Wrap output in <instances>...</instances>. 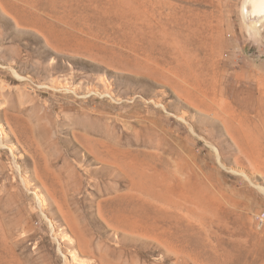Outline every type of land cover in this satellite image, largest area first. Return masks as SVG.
<instances>
[{
    "label": "rangeland",
    "instance_id": "rangeland-1",
    "mask_svg": "<svg viewBox=\"0 0 264 264\" xmlns=\"http://www.w3.org/2000/svg\"><path fill=\"white\" fill-rule=\"evenodd\" d=\"M246 3L0 0V264H264V18ZM110 154L152 167L118 181ZM132 182L169 201L126 199ZM125 207L127 235L98 216Z\"/></svg>",
    "mask_w": 264,
    "mask_h": 264
},
{
    "label": "bare ground",
    "instance_id": "bare-ground-1",
    "mask_svg": "<svg viewBox=\"0 0 264 264\" xmlns=\"http://www.w3.org/2000/svg\"><path fill=\"white\" fill-rule=\"evenodd\" d=\"M246 9H248V11H250V13L253 15V17L256 18V21L264 18V0H247ZM63 16L64 15L56 16V21H59V22H62L64 24L68 25L69 24V22H67L68 20L66 21V19L63 18ZM106 147L108 148V146H106ZM110 149L112 150L113 153H116L115 152L116 148L111 146ZM118 153H126V150L125 151L121 150V152H118ZM99 161L104 162V166L111 168V170L113 172L118 173L119 171H121L123 173V177L118 176V175L115 176V178L118 181L125 180L124 177H128L129 179H131L129 174H128L129 171L142 173L141 171H145L147 168L149 169L152 167V166H149V164L146 160H138V159L134 160L133 158L130 161L119 160V159H116L111 154L109 157L100 156ZM111 188L113 190H115V189H117V186H115V187L112 186ZM125 189H126L125 192L120 194L121 196H125L126 199H128V198L134 199L143 205H146V204L153 205L157 209H160L165 205L164 199L168 200L161 191H158L159 196H157V195H155V193H153L152 187L145 186V185L141 184V182H132V184H129V186H125ZM175 207L177 208V205H175ZM62 210H61V214L64 216V219L68 222V225H71L73 227L72 220L70 218L68 219L67 211H62ZM125 211L128 212V209L126 207L123 208L121 211L114 209L111 217L107 218L104 216V214L99 209L98 210V216L103 221V223L106 225V227H108L109 230H112V232L113 231H116V232L123 231L124 233L126 232V235H127V234H129L128 231L121 226V223H123L124 221H126L128 223V218L124 219V216L122 215V213H120V212H125ZM130 225H132V226L130 227L129 230L133 231L136 226L133 224H130ZM82 227H83L82 232L84 233V235L80 234L77 236L80 240L82 237L85 238L86 235H88V231H89L90 226L87 227L86 225H84ZM74 232H75V230H74ZM140 232H141V234L150 237L149 235L145 234L142 230ZM151 238H153L152 235H151ZM94 255H95V253H94ZM103 261H106V260H103ZM106 263H109V262H106Z\"/></svg>",
    "mask_w": 264,
    "mask_h": 264
},
{
    "label": "built area",
    "instance_id": "built-area-1",
    "mask_svg": "<svg viewBox=\"0 0 264 264\" xmlns=\"http://www.w3.org/2000/svg\"><path fill=\"white\" fill-rule=\"evenodd\" d=\"M260 220H264V213H261L258 217Z\"/></svg>",
    "mask_w": 264,
    "mask_h": 264
}]
</instances>
